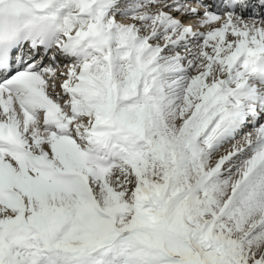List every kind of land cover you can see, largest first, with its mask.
<instances>
[{
    "label": "snow or ice",
    "instance_id": "obj_1",
    "mask_svg": "<svg viewBox=\"0 0 264 264\" xmlns=\"http://www.w3.org/2000/svg\"><path fill=\"white\" fill-rule=\"evenodd\" d=\"M0 264H264V0H0Z\"/></svg>",
    "mask_w": 264,
    "mask_h": 264
}]
</instances>
